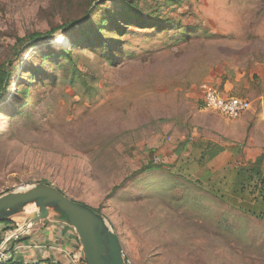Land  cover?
<instances>
[{
  "label": "rangeland",
  "instance_id": "obj_1",
  "mask_svg": "<svg viewBox=\"0 0 264 264\" xmlns=\"http://www.w3.org/2000/svg\"><path fill=\"white\" fill-rule=\"evenodd\" d=\"M129 1L171 29L129 26L125 56L115 66L73 48L79 68L96 79L95 89L83 92L61 82L57 64L41 61L58 33L26 51L33 43L28 35L62 23V7L50 9V0H0V65H14L0 91V194L52 184L107 220L127 264H264V197L256 200L263 216L248 211L264 189L248 183L264 156V0ZM101 6L98 13L114 2ZM19 42L16 58L12 46ZM30 64L58 80L50 89H32L40 96L17 114L19 87L30 77L21 70ZM233 71L242 78L228 95L221 75ZM203 82L247 99L250 108L235 119L204 109ZM227 131L220 142L229 159L186 161L195 143L210 144ZM234 166L243 168L242 176L229 189L221 173ZM23 217L9 219L17 228Z\"/></svg>",
  "mask_w": 264,
  "mask_h": 264
},
{
  "label": "trees",
  "instance_id": "obj_2",
  "mask_svg": "<svg viewBox=\"0 0 264 264\" xmlns=\"http://www.w3.org/2000/svg\"><path fill=\"white\" fill-rule=\"evenodd\" d=\"M106 1L114 2V6L109 9H102V12L98 13L99 9L103 8L101 5L105 4ZM60 6L62 7V11H60L62 23H51L50 29L45 33L34 32L28 35L27 40L33 43L32 45L26 46V51L36 45L38 41H43L49 36L52 37V35L56 33L60 35L64 34L68 40V47L64 46L67 41H65V44L62 46H60L62 41L60 43L50 41L52 45L48 44L44 53H41V61L43 62L47 59L50 63L57 64L58 70L60 71L59 77L61 82L76 90H83V92H92L95 89L94 83L96 79L90 77V72H85L83 69L79 68L80 64L74 57L72 52L73 48L79 47L81 50L91 53L95 61L101 66L105 64L115 66L121 62L122 58L125 56L122 50V37L129 32V26L161 30L171 29V25H161L162 21L159 19L146 18L140 11L137 3L129 0H50V9L54 10ZM186 30H190V28H186ZM18 41L21 42L19 39ZM21 46L22 43L12 46V53L16 58L21 53V51H19ZM57 46L60 47L57 48ZM8 66H10V68ZM13 68L14 65L9 63V60L4 61L0 65V91H3L5 87L10 84ZM24 71L27 72L26 75L30 77L27 78L28 81L25 86L19 87L20 94L22 95L19 101L23 102L17 109V114L22 113V107L31 108L34 100L40 96V92L31 94L30 92L32 89H50L56 80H58V77L54 74L47 75L45 69L41 66L30 64L24 66L21 72ZM36 81L37 84L35 83ZM6 92V90L3 92L2 101ZM263 158L264 156H259L255 161L257 166L251 169L256 176L254 177L251 173L249 174L248 183L250 184V180L253 181L251 183L253 189L255 186H264V172L262 170L264 164L259 165L260 162L263 163ZM241 169L239 168V172H237L238 177L242 176ZM245 171L246 170H243V173ZM257 176L260 178H257ZM231 191L235 198H243L240 197L236 188ZM263 191L264 189L260 188L256 193L254 197L255 205L249 203L251 208L248 209V211L251 212V214H256V212L259 211L263 216V207L259 209L260 205L256 201L257 199L263 201ZM250 194H253L252 190L248 192V197ZM243 205H248V203H243ZM1 222L10 223V220L0 221V223Z\"/></svg>",
  "mask_w": 264,
  "mask_h": 264
},
{
  "label": "crops",
  "instance_id": "obj_3",
  "mask_svg": "<svg viewBox=\"0 0 264 264\" xmlns=\"http://www.w3.org/2000/svg\"><path fill=\"white\" fill-rule=\"evenodd\" d=\"M227 76L221 75L223 79L220 89L223 93L229 95L234 93L235 85H238L242 77L241 74L235 71L229 77ZM217 132L220 133V130L218 129ZM226 135L229 136L228 131L223 136L216 135L217 138L210 144L208 142L209 145L203 141L195 143L187 153L186 161L188 163L194 161L197 165H201L221 156L224 159H229L231 156L230 152L220 142L225 141ZM185 149L186 147L183 146L179 150L177 149L179 151L178 154L181 155ZM207 157L211 159L206 160ZM223 160H220V163ZM237 172H239L237 166H234L232 170L223 169L221 174L224 176H222L220 181L225 180L224 178L230 179L228 182V188L230 189L233 186L232 181L238 175ZM235 183L237 184V182ZM14 225L11 222L0 223V241L4 239L9 230L15 229ZM7 245L12 249V252L6 264H19L23 260L31 264H84L76 232L67 223L56 219L36 223L24 234L18 235L16 240H10Z\"/></svg>",
  "mask_w": 264,
  "mask_h": 264
},
{
  "label": "water",
  "instance_id": "obj_4",
  "mask_svg": "<svg viewBox=\"0 0 264 264\" xmlns=\"http://www.w3.org/2000/svg\"><path fill=\"white\" fill-rule=\"evenodd\" d=\"M33 201H38L44 210L36 223L54 215L51 219L63 221L74 229L84 264H127L119 239L107 220L97 210L68 197L52 184L41 182L25 190L0 194V221L20 214L29 217L31 213L23 209ZM50 209L54 212L50 213ZM57 210L63 217H57Z\"/></svg>",
  "mask_w": 264,
  "mask_h": 264
},
{
  "label": "built area",
  "instance_id": "obj_5",
  "mask_svg": "<svg viewBox=\"0 0 264 264\" xmlns=\"http://www.w3.org/2000/svg\"><path fill=\"white\" fill-rule=\"evenodd\" d=\"M200 90L204 109L216 112L226 119H235L250 108V102L247 99L236 96H224L218 88L209 83H201ZM17 226V228L9 230L4 239L0 241V264H6L11 257L12 249L7 243L10 240H16L18 235L24 234L28 230H19L21 225L17 224ZM19 264L31 263L23 260Z\"/></svg>",
  "mask_w": 264,
  "mask_h": 264
},
{
  "label": "bare ground",
  "instance_id": "obj_6",
  "mask_svg": "<svg viewBox=\"0 0 264 264\" xmlns=\"http://www.w3.org/2000/svg\"><path fill=\"white\" fill-rule=\"evenodd\" d=\"M61 41L62 40H61L60 36L58 34H56V36L54 38V42L60 43ZM28 188H30V187L18 188V190H25ZM24 206H26V207L23 209V211H26L27 213H31V214L29 215V217L28 216L23 217L25 220L22 223L21 228L19 230H22V229L27 230V229L31 228L36 223V220H38L39 216L44 215V210L41 208V205L39 204L38 201L30 202Z\"/></svg>",
  "mask_w": 264,
  "mask_h": 264
}]
</instances>
